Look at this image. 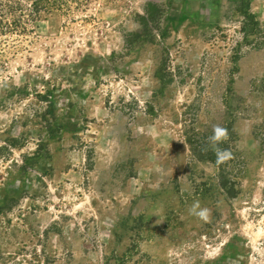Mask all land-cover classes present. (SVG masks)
Returning a JSON list of instances; mask_svg holds the SVG:
<instances>
[{
	"label": "rangeland",
	"instance_id": "obj_1",
	"mask_svg": "<svg viewBox=\"0 0 264 264\" xmlns=\"http://www.w3.org/2000/svg\"><path fill=\"white\" fill-rule=\"evenodd\" d=\"M63 2L0 36V264H264V0Z\"/></svg>",
	"mask_w": 264,
	"mask_h": 264
},
{
	"label": "trees",
	"instance_id": "obj_2",
	"mask_svg": "<svg viewBox=\"0 0 264 264\" xmlns=\"http://www.w3.org/2000/svg\"><path fill=\"white\" fill-rule=\"evenodd\" d=\"M64 0H0V36L7 31L11 33L27 31V23L34 24L41 20V14L50 13ZM86 4L88 0H78ZM24 12H28L25 13ZM23 13V14H21ZM9 15L10 19L4 16ZM19 14V15H17ZM17 15V16H16ZM7 22V23H6ZM4 24V26H3Z\"/></svg>",
	"mask_w": 264,
	"mask_h": 264
},
{
	"label": "clouds",
	"instance_id": "obj_3",
	"mask_svg": "<svg viewBox=\"0 0 264 264\" xmlns=\"http://www.w3.org/2000/svg\"><path fill=\"white\" fill-rule=\"evenodd\" d=\"M229 139L228 130L220 125H213V135L208 138L211 150L216 156V164H222L232 158V153L228 149H221L219 144ZM207 151V148L204 149ZM199 209V211H197ZM189 213L198 216L202 220H207L210 210L201 208L199 201H195L189 209Z\"/></svg>",
	"mask_w": 264,
	"mask_h": 264
}]
</instances>
